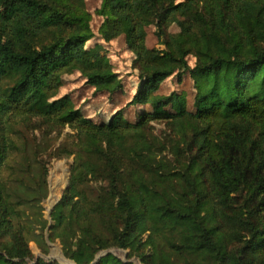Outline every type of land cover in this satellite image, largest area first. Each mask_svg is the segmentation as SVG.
<instances>
[{
    "label": "trees",
    "instance_id": "1",
    "mask_svg": "<svg viewBox=\"0 0 264 264\" xmlns=\"http://www.w3.org/2000/svg\"><path fill=\"white\" fill-rule=\"evenodd\" d=\"M67 1L0 0V264H60L55 243L75 264H264V0H100V33ZM72 72L97 119L57 95Z\"/></svg>",
    "mask_w": 264,
    "mask_h": 264
},
{
    "label": "rangeland",
    "instance_id": "2",
    "mask_svg": "<svg viewBox=\"0 0 264 264\" xmlns=\"http://www.w3.org/2000/svg\"><path fill=\"white\" fill-rule=\"evenodd\" d=\"M57 2L64 8L69 9L71 6L67 0H57ZM100 0H86V7L82 13V18L89 22L91 29L95 33L99 32V27L101 26L105 14L99 15V13H94L95 5H98ZM93 14V15H92ZM148 43H153L151 36L148 38ZM120 61L118 68L125 74L127 72L134 73L135 71L132 68L130 59L127 57V53H120ZM135 80V79H133ZM136 84V83H135ZM165 90L169 89V84L166 83L164 86ZM135 90V86H132L127 96H131ZM66 92H72L73 97L76 101V106L80 107L84 115L91 116L94 118L97 117L98 105L103 104L105 97L103 95H97L94 93V87L86 86L85 80L79 72L68 73L63 76V81L61 86L57 90V95L64 94ZM127 96H124L122 103L126 101ZM113 111L109 110L106 114V117L109 116ZM102 119V115L100 117ZM64 134H61L59 138H63ZM58 140H56L57 142ZM72 161V156L69 159H57L53 157L51 161L47 164L48 175L47 180L49 182V195L45 200V212L48 213L51 209V206L59 199L63 188L67 185L70 169L69 164ZM31 248L36 257L39 256V251L34 242H31ZM46 259L56 260L60 264H75L73 261L66 258L59 246L58 243L52 244L50 253L48 255H42ZM96 260H104V264H143L137 257L129 256L128 250L111 247L108 249L100 250L95 255ZM242 264H246L242 260Z\"/></svg>",
    "mask_w": 264,
    "mask_h": 264
}]
</instances>
